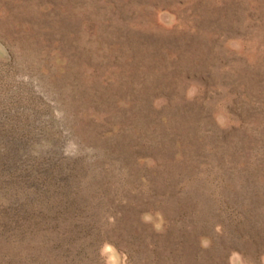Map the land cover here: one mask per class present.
I'll return each instance as SVG.
<instances>
[{
  "label": "rangeland",
  "instance_id": "374dc122",
  "mask_svg": "<svg viewBox=\"0 0 264 264\" xmlns=\"http://www.w3.org/2000/svg\"><path fill=\"white\" fill-rule=\"evenodd\" d=\"M0 264H264V0H0Z\"/></svg>",
  "mask_w": 264,
  "mask_h": 264
}]
</instances>
